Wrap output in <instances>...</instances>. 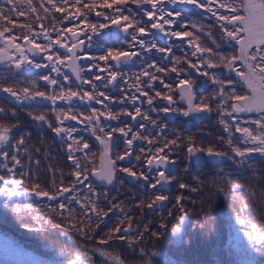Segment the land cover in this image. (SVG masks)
<instances>
[{"label": "snow or ice", "instance_id": "6c2138e0", "mask_svg": "<svg viewBox=\"0 0 264 264\" xmlns=\"http://www.w3.org/2000/svg\"><path fill=\"white\" fill-rule=\"evenodd\" d=\"M113 29L122 37L110 43ZM0 66V198L29 231L46 223L67 235L64 264H154L159 252L148 245L169 230L180 236L197 203L187 194L205 187L231 198L236 223L264 254V0H0ZM213 113L223 134L208 143L169 135L164 122ZM33 129L62 144L66 163L47 165V179L39 156L50 160L51 150L34 144ZM201 155L235 171L195 184L173 174L182 166L190 175ZM129 179L143 196L137 212L107 187ZM22 197L56 205L41 219ZM208 210L201 202V228ZM158 211L167 214L153 228L146 217Z\"/></svg>", "mask_w": 264, "mask_h": 264}, {"label": "trees", "instance_id": "16d2710c", "mask_svg": "<svg viewBox=\"0 0 264 264\" xmlns=\"http://www.w3.org/2000/svg\"><path fill=\"white\" fill-rule=\"evenodd\" d=\"M190 18L197 19L195 16H190ZM203 22L208 23L207 20ZM106 39L110 43H114L118 38L109 35ZM158 43L165 45L168 41L161 36L158 39ZM174 43L179 44L180 42L175 41ZM176 55H181V53L176 51ZM139 69L140 64L138 63L136 66L131 67L130 71L135 73ZM128 70L126 69L125 71ZM36 72L37 70L32 69L30 72H26L21 79L31 80L34 78ZM209 90L210 88L206 85L198 89L201 95L207 94ZM112 94L116 95L118 93L113 92ZM3 95L0 93V97ZM158 103L163 102L158 101ZM114 107L118 109L122 105H115ZM20 116L23 120H28L23 113H20ZM164 122L168 125L167 131L169 135H171L173 129H176L185 136L192 135L198 140L204 139L205 143H208L209 139L214 140L216 136L223 134L221 126L217 123L215 113L212 114L209 120L201 121L199 124L192 121L187 122L179 118L171 121L164 119ZM83 134L87 136V133ZM42 136L46 144L40 142ZM33 142L37 146L51 150L50 160H45L42 155L39 156L42 168L41 175L44 179H47L50 175L47 173V165L64 167L66 161L63 158V148L59 138L53 139L52 134L47 132L42 134L38 129H33ZM139 143H136V147ZM138 149L139 147H137ZM206 162L202 160L197 166H192L190 175L183 173L182 166L173 174L183 176L187 182L195 184L197 178L208 179L213 177L221 168L225 169V173L235 171L230 162ZM133 163H135L134 160ZM135 185H132L128 181L124 186L115 185L108 189L111 195L117 196L118 200L125 201V204L128 208H131L132 212H137L138 210L131 206L134 202L142 199L143 196L142 193L137 192ZM98 186L104 187L99 184ZM81 187L83 188V186ZM133 193H136L135 201L132 199ZM172 194H177L175 188H172ZM187 195L196 199L197 203L188 205L190 213L183 242L180 247L172 246V237L169 234L167 238L162 239L158 244L155 241L151 242L148 245L149 248L159 252V255L153 258L154 264H264V254L253 248L251 242L244 235L242 227L236 223L231 198L225 199L222 193H217L215 189L207 187L203 188V195L199 193H188ZM61 199L63 200V198ZM209 199L211 200L210 210H208ZM17 202L32 203L34 210L36 208L40 209L38 215L41 219L44 218L43 214L47 212V208L55 207L56 205L55 201L36 199L34 197H22ZM201 202H203L204 208L209 211L205 228H201L197 224V220L201 217ZM166 214V211H158L155 213V216L148 215L146 221L152 220L153 228H155L158 226V220L161 215L166 216ZM262 216H264V213L257 214V220ZM116 219L117 217H113L112 223H115ZM27 222L33 224L35 227L40 226L30 219ZM0 234L10 237L13 242L21 244L23 248L47 259H62L65 261V257L61 255V250L68 247L71 243L67 240V235H62L59 229H53L46 223L44 229L40 232L29 231L21 224V221L11 211V208L4 207L3 198H0Z\"/></svg>", "mask_w": 264, "mask_h": 264}, {"label": "rangeland", "instance_id": "374dc122", "mask_svg": "<svg viewBox=\"0 0 264 264\" xmlns=\"http://www.w3.org/2000/svg\"><path fill=\"white\" fill-rule=\"evenodd\" d=\"M0 264H64V260L36 255L21 244L13 242L10 237L0 234Z\"/></svg>", "mask_w": 264, "mask_h": 264}, {"label": "water", "instance_id": "95a60500", "mask_svg": "<svg viewBox=\"0 0 264 264\" xmlns=\"http://www.w3.org/2000/svg\"><path fill=\"white\" fill-rule=\"evenodd\" d=\"M111 36H113L114 38H117V37L120 38V37H122V33H119V32H117L115 29H113V30H112V34H111ZM37 58H39V57H37ZM68 74H69L70 76L72 75L71 72H69ZM72 78H73V81H74L75 78H74V77H72ZM172 116H173V115H172ZM172 116H168V117L170 118V117H172ZM210 118H211V116H210V117H204V118H201V119H196V120H193V121L199 123L200 121L209 120ZM201 157H205V159H206L208 162H210V163L213 162V161L209 160L208 157L201 155V156H198V157H194V158H193V161H192V164L196 165L197 162L200 160ZM192 164H191V165H192ZM190 168H191V166H190ZM129 181H130V183H131L132 185H134V183H136L135 181H131L130 179H129ZM97 183L99 184V182H97ZM100 186H101V185H100ZM104 187H105V186H104ZM107 187H108V188H111L112 186H107ZM187 225H188V219L186 220V222H185V224H184V226H183V231H182V233L180 234V236H178V237H172V246H174V247H180V245H181L182 242H183V237H184V235H185V231H186V227H187ZM170 235H171V233H170Z\"/></svg>", "mask_w": 264, "mask_h": 264}, {"label": "flooded vegetation", "instance_id": "af4514ba", "mask_svg": "<svg viewBox=\"0 0 264 264\" xmlns=\"http://www.w3.org/2000/svg\"><path fill=\"white\" fill-rule=\"evenodd\" d=\"M159 102H160V101H159ZM143 107H144V109L146 110L148 106L145 104ZM152 115H153V117H155L156 114L153 113ZM176 118H179V119H183V120H184V118H182V117H177V116H174V115H173L172 117H170V118H169V117H166L165 119H167L168 121H171V120H173V119L175 120ZM185 121H186V120H185ZM187 122H188V121H187ZM192 122H195V121L192 120ZM200 122H201V121H200ZM140 123H145V124H146L147 122H143V121H141ZM150 130H152V129H149V131H150ZM140 146H146V145H141V144L139 143L137 147H140ZM202 160L207 161V160L205 159V157H201L200 160L197 162V164H196V165L192 164L191 167H192V166H197ZM132 162H133V161H132Z\"/></svg>", "mask_w": 264, "mask_h": 264}]
</instances>
